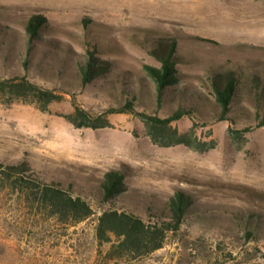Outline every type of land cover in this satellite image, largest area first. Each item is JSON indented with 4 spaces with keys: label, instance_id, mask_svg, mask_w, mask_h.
<instances>
[{
    "label": "rangeland",
    "instance_id": "1",
    "mask_svg": "<svg viewBox=\"0 0 264 264\" xmlns=\"http://www.w3.org/2000/svg\"><path fill=\"white\" fill-rule=\"evenodd\" d=\"M149 1L143 7L135 0H0L1 24L11 32L0 45V76L27 74L64 95L47 112L32 103L0 102V158H28L49 179L74 183L75 193H83L96 212L66 228L54 219L46 223L16 194L0 193V264H106L110 245L99 247L95 238L105 208L96 189L111 169L130 173L131 193L120 198L119 209L144 214L152 199L167 200L177 189L195 200L182 231L131 264H264V126L257 127L258 104L245 96L236 105V123L216 121L210 87L212 77L227 71L241 72L251 83L260 76L264 83V0ZM198 6L203 13L195 15ZM34 15L45 16L49 29L27 72L21 48ZM172 39L182 58V81L160 114L181 102L197 106L199 114L173 127L181 133L193 128L213 148L156 144L145 123L128 113L110 115L112 126L99 129L68 121L74 97L96 114L119 105L126 90L142 91L150 101L153 83L144 66H160L152 50ZM90 51L109 62L111 71L82 86L77 64ZM248 127L242 135L234 132ZM245 229L255 236L248 239Z\"/></svg>",
    "mask_w": 264,
    "mask_h": 264
},
{
    "label": "trees",
    "instance_id": "2",
    "mask_svg": "<svg viewBox=\"0 0 264 264\" xmlns=\"http://www.w3.org/2000/svg\"><path fill=\"white\" fill-rule=\"evenodd\" d=\"M48 29V19L43 15L30 17L25 24V41L21 52L23 51L22 65L27 72L32 67L35 49ZM8 35L11 32L5 31L0 19V45L3 37ZM177 45L175 39L161 43L152 50L161 65L144 66L148 79L153 83L152 91L147 92L152 98L150 101L143 100L142 91L126 90V96L119 105L108 107L96 114L78 105L74 97L75 109L65 117L76 128L99 129L112 126L110 115L128 113L139 117L145 123L148 135L156 144L186 145L199 151L213 148L214 144L195 137L193 128L190 132L181 133L173 127L174 122L199 114L200 109L197 106L181 102L166 115L160 114L182 81V74L178 70L182 58L178 54ZM6 46L13 49V44L8 43ZM110 65L109 62L98 59L95 51H90L87 60L78 61L77 64V74L82 86L107 75L111 71ZM252 78V83L248 80L246 82L243 74L238 71H227L211 78L214 120L236 123V105L248 96L258 104L261 116L257 127L264 126V83L260 76ZM63 99L64 95L36 83L27 74L0 76V102L32 103L47 112L52 103ZM141 106L145 109L141 110ZM148 109L153 110V113L148 112ZM251 129L248 127L234 132L242 135ZM129 176L128 170L111 169L105 171L98 180L96 196L105 208L98 216L95 238L99 247L110 245L105 254L106 264H131L162 249L172 237L182 231L194 209L193 194L184 189H177L164 201L152 199L144 214L119 209L116 205L120 198L131 193L126 182ZM74 188L72 182L49 179L41 174L28 158L13 162L0 158V193L9 191L16 194L38 217H43L46 223L54 219L68 228L78 226L95 215L91 202L83 193L76 194ZM253 217L257 218L255 215ZM245 235L251 239L255 236L254 230L245 229Z\"/></svg>",
    "mask_w": 264,
    "mask_h": 264
},
{
    "label": "bare ground",
    "instance_id": "3",
    "mask_svg": "<svg viewBox=\"0 0 264 264\" xmlns=\"http://www.w3.org/2000/svg\"><path fill=\"white\" fill-rule=\"evenodd\" d=\"M107 1V0H106ZM136 2H137V4H139V5H141V6H143L144 7V5H145V7H147L146 6V4H148L147 3V1L148 2H150L149 0H135ZM109 2V1H108ZM133 2H134V0H133ZM104 3H105V1H104ZM104 3H102V4H104ZM107 3V2H106ZM110 3H111V1H110ZM151 3H152V1H151ZM158 2H156V4H157ZM208 3V2H207ZM108 4V3H107ZM133 4H135V3H133ZM136 4V5H137ZM160 4V3H159ZM132 5V4H131ZM151 4H149V6H150ZM211 5V4H210ZM142 7V8H143ZM133 8V7H132ZM134 8H135V6H134ZM138 8V7H137ZM139 9V8H138ZM197 9V12L196 13H193V14H195V15H198V12L200 13V12H202V8H200L199 6L196 8ZM144 10H145V8H144ZM205 10V9H204ZM208 10V9H207ZM210 12V11H209ZM214 12V11H213ZM203 13V12H202ZM216 14V13H215ZM214 14V15H215ZM239 14V13H238ZM200 15V14H199ZM210 16V15H209ZM239 17V16H238ZM201 18V17H200ZM205 18H207V17H205ZM209 18V17H208ZM220 18V17H219ZM225 18V17H224ZM197 19H198V17H197ZM229 19V18H228ZM237 19V18H236ZM226 20V19H225ZM231 20V19H230ZM230 20H228V21H230ZM220 21H221V19H220ZM224 21V20H223ZM222 21V22H223ZM233 21H235V20H233ZM251 21V20H250ZM239 22V21H238ZM259 22V21H258ZM227 23V22H226ZM232 23V22H231ZM243 23V22H242ZM249 24V23H248ZM248 24H246V25H248ZM237 28V27H236ZM255 28V27H254ZM243 29V28H242ZM248 38H249V36H248Z\"/></svg>",
    "mask_w": 264,
    "mask_h": 264
}]
</instances>
